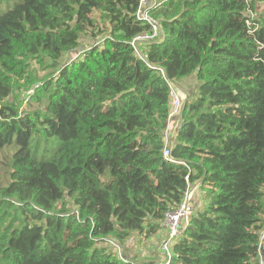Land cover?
<instances>
[{
  "label": "trees",
  "instance_id": "trees-1",
  "mask_svg": "<svg viewBox=\"0 0 264 264\" xmlns=\"http://www.w3.org/2000/svg\"><path fill=\"white\" fill-rule=\"evenodd\" d=\"M140 7L0 0V264H133L111 242L159 234L188 184L169 264H262L264 0H166L142 58ZM191 76L173 163L170 84Z\"/></svg>",
  "mask_w": 264,
  "mask_h": 264
},
{
  "label": "built area",
  "instance_id": "built-area-1",
  "mask_svg": "<svg viewBox=\"0 0 264 264\" xmlns=\"http://www.w3.org/2000/svg\"><path fill=\"white\" fill-rule=\"evenodd\" d=\"M166 0H141V7L138 11V17L140 20L146 21L150 26L151 30L143 35L138 36L132 42V46L135 49L136 55L142 58V49L147 45L154 43H163L165 37L162 34L160 23L153 19L149 12L161 5ZM77 55L74 54L73 58ZM175 83L170 84L171 90V120L165 136L166 147L164 149V157L173 163L178 162L172 157L173 144L171 141V122L174 121V117L179 116L182 110V98L179 96ZM177 132V129H176ZM195 215V210L192 205V191L191 184H188V188L182 203L174 211L167 213L164 224L167 229V235L161 244V250L166 257L164 264H169L173 258V249L176 243L182 238L183 233ZM111 245L117 247L121 252V248L115 243L111 242Z\"/></svg>",
  "mask_w": 264,
  "mask_h": 264
},
{
  "label": "crops",
  "instance_id": "crops-1",
  "mask_svg": "<svg viewBox=\"0 0 264 264\" xmlns=\"http://www.w3.org/2000/svg\"><path fill=\"white\" fill-rule=\"evenodd\" d=\"M152 2V0H150ZM176 90L179 94V96L182 98V105L187 100L186 95H191L193 91L186 92L185 90L181 89L178 85L176 86ZM182 111V110H181ZM180 111V112H181ZM182 116L181 113L179 116L174 117V121L171 123V141L172 144L174 143V140L176 138L178 127L181 123ZM191 191H192V205L195 210V213L197 210H200L203 199H202V193L199 191V184H191ZM167 235V229L165 228V225H163L162 229L160 230L159 234L154 235L153 237L149 239H142L143 244H137L138 239L135 236L132 240H130L123 249H121V252H124V256L131 258L134 262L133 264H164L166 261V257L163 254V251L161 250V244L163 243L165 237ZM261 249H260V258L262 262L264 263V234L261 236Z\"/></svg>",
  "mask_w": 264,
  "mask_h": 264
},
{
  "label": "rangeland",
  "instance_id": "rangeland-1",
  "mask_svg": "<svg viewBox=\"0 0 264 264\" xmlns=\"http://www.w3.org/2000/svg\"><path fill=\"white\" fill-rule=\"evenodd\" d=\"M6 6V4L5 5H3L2 6V8H4ZM74 54H76V53H72V54H70V55H74ZM68 58V56H65L62 60H61V63H63L66 59ZM38 70V74L40 75V76H43L45 73H44V71H42V70H40V69H37ZM193 79L195 80V81H193ZM197 82V80H196V78L194 77V76H191V77H189V78H187L186 80H184V81H180V82H174L175 84V86H179L181 89H183V90H185L187 93L188 92H190L191 90L192 91H194V92H196V89H195V85H194V83H196ZM25 93L26 92H19V95L21 96V99L23 100V99H25V97H26V95H25ZM188 97V95H186V98ZM6 174H5V172L2 170V167L0 166V177L1 178H4V176H5ZM134 234H137V233H134ZM137 239H138V243L137 244H143L142 243V239H141V237H136Z\"/></svg>",
  "mask_w": 264,
  "mask_h": 264
},
{
  "label": "water",
  "instance_id": "water-1",
  "mask_svg": "<svg viewBox=\"0 0 264 264\" xmlns=\"http://www.w3.org/2000/svg\"><path fill=\"white\" fill-rule=\"evenodd\" d=\"M82 52H83V50L81 49V50H80V53H82ZM80 53H79V54H80ZM79 54L76 53V55H79ZM262 264H264V263L262 262Z\"/></svg>",
  "mask_w": 264,
  "mask_h": 264
}]
</instances>
